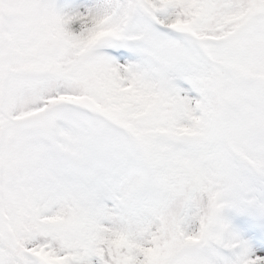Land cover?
I'll return each instance as SVG.
<instances>
[{
  "label": "snow or ice",
  "instance_id": "6c2138e0",
  "mask_svg": "<svg viewBox=\"0 0 264 264\" xmlns=\"http://www.w3.org/2000/svg\"><path fill=\"white\" fill-rule=\"evenodd\" d=\"M0 264H264V0H0Z\"/></svg>",
  "mask_w": 264,
  "mask_h": 264
}]
</instances>
